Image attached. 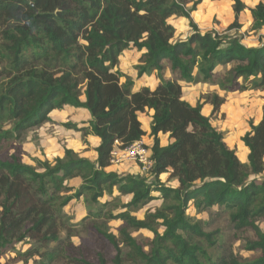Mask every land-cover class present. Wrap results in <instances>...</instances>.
Wrapping results in <instances>:
<instances>
[{"label":"trees","instance_id":"trees-1","mask_svg":"<svg viewBox=\"0 0 264 264\" xmlns=\"http://www.w3.org/2000/svg\"><path fill=\"white\" fill-rule=\"evenodd\" d=\"M201 1L0 0V124L13 122L20 135L48 122L54 110L71 105L88 109L91 119L84 126L64 125L82 132L85 140L91 134L101 139L95 161L70 148L54 162L37 159L36 166L25 163L18 149L0 158V258L28 240L33 244L22 257L39 256L38 264H264V179L251 178L264 173V107L262 119L252 122L242 137L249 148L248 162H243L211 121L224 99L215 94L212 115L207 116L202 103L184 98L181 84L205 81L238 88V78L255 76L254 87L264 89V43L248 47L237 36L197 30L191 12ZM246 8L243 0H233L230 28L242 27L238 19ZM251 11L253 29L261 28L264 0ZM173 17L189 19L196 30L173 42ZM129 48L146 50L139 76L157 71L154 87L134 90L132 79L123 81L118 65ZM228 64L233 70L217 79L218 67ZM196 69L202 79L194 75ZM147 109L154 111L150 172L155 179L107 171L116 141L126 147L145 136L138 114ZM9 133L0 129V143L10 139ZM161 133H169L173 141L162 145ZM164 173L178 186L164 184ZM76 177L83 182L75 194H68L74 189L68 182ZM115 186L133 194L129 207L147 204L154 199L153 191H160L164 205L144 220L129 211L118 214L124 220L119 237L95 225L114 250L112 256L96 249L95 259L89 260L82 247L74 246L79 250L75 255L72 244L61 237L64 207L86 192L96 202ZM191 202L218 206L236 228L252 230L254 239L247 247L260 256L251 262L228 261L224 255L211 258L199 240L214 245L215 233L192 222L187 214ZM158 220L166 227L163 233L154 228ZM144 228L156 231L149 251L130 231ZM124 247L130 250L126 253Z\"/></svg>","mask_w":264,"mask_h":264},{"label":"rangeland","instance_id":"rangeland-1","mask_svg":"<svg viewBox=\"0 0 264 264\" xmlns=\"http://www.w3.org/2000/svg\"><path fill=\"white\" fill-rule=\"evenodd\" d=\"M244 2L247 5H253L255 0H244ZM192 5L193 2L190 1L187 6L190 8ZM198 5L196 12H191L192 22L197 26V30L201 32L213 30L220 35L237 36L248 47H257L264 43V25L259 29H253L254 18L249 7L239 16L238 21L242 27L230 28L235 20L233 0H202ZM171 23L175 26L173 42L187 39L196 30L190 20L186 18H172ZM144 52V50L137 48H129L122 53L118 69L124 74L123 81L130 78L133 80L134 86L154 85L158 81L157 71H143L139 76L141 67L144 64L142 58ZM233 68V64L219 66L218 70L221 73L216 78L220 79L224 75H228ZM194 75L203 78V73L198 69H196ZM256 80L255 76H250L248 79L240 77L237 80L238 88H231L230 83L222 87L219 83L181 81L186 98L196 104L198 102L202 103L204 114H208L209 106L212 105L211 100L215 94L224 99L220 112L212 115L211 121L216 128L224 132L225 139L230 141L234 149L237 150L238 156L242 158L244 154V147L241 145L242 137L250 130L252 122L257 124L256 121L260 117L264 106V89L254 87V81ZM242 86H245V89H241ZM75 111L74 109L72 111V107L54 111L48 122L28 129L20 135H17L13 130V122L6 121L0 124L1 130L11 131V134L9 133L10 139L0 143V158H7L18 149L17 151L21 154L25 163L36 166L37 159L54 162L56 158L64 157L65 148L73 149L81 155L82 153L75 149L85 148V146L91 148L89 140L87 137L86 140L81 137L80 131L74 129V133L73 130H69L70 128L64 125L68 122L81 126L87 125L89 119L84 118L83 109ZM126 163H132L135 165L134 167H139L137 163ZM120 168L113 167V169H107V171L115 172L120 176L139 175L148 181L155 179L150 171L145 172L141 168H127L126 165L122 166V169ZM254 177L263 179L264 173L252 175L251 178ZM160 180L167 186H178L176 179H170L168 173L162 174ZM82 182V179H80V183L69 181L68 184L75 187L68 194H75ZM152 194L154 199L140 207H129L128 204L131 202L133 194H123L119 186H115L112 191L106 192L96 202L91 199L90 193L87 192L74 197L64 207L65 215L61 237L65 242L72 244L75 255L78 254L79 250L78 248L75 249L74 246L82 247V251L89 260L95 259L96 249H103L106 254L112 256L114 250L107 241L100 237L101 235L94 226L101 225L103 229H107L119 237L120 227L124 225V220L116 218L118 214L129 211L132 216L144 220L149 214L154 213L164 205L160 191H153ZM189 206L187 214L191 217L192 222L201 223L207 232L215 233L214 240L216 244L214 245L207 242L205 238L199 240L201 247L205 249L211 258L224 255L228 261L233 258L240 262H251L260 256V252L250 250L247 247L248 240L254 239L253 231L236 228L228 212L219 210L218 206L206 208L200 205L199 202H191ZM161 222L162 220H158L154 224L155 230L157 229L159 233H163L166 229ZM104 224L106 226H102ZM261 225L264 229V223ZM155 230L144 228L130 231L149 251L155 246ZM32 244L33 242L28 240L16 243L11 250L2 255L0 264H38L40 262L39 256L31 257L28 260L22 257V254ZM124 249L126 253L130 250L127 247H124ZM57 264H61L60 261Z\"/></svg>","mask_w":264,"mask_h":264},{"label":"crops","instance_id":"crops-1","mask_svg":"<svg viewBox=\"0 0 264 264\" xmlns=\"http://www.w3.org/2000/svg\"><path fill=\"white\" fill-rule=\"evenodd\" d=\"M258 1L259 0H255V2H254L253 5H247L246 4L247 5V8L249 7V9H251V7H254L258 3ZM198 6H197V8H198ZM194 11L196 12V10H194ZM194 11H192V12H194ZM244 11L240 15H242L244 13ZM234 17H235V13H234ZM173 18H185V17H173ZM170 22H171V20H170ZM144 51H146V50H144ZM158 82H159V79H158V81L154 85L144 84V85L134 86V90L139 89V88H141L143 86L154 87ZM184 98L187 101H189L190 103H192L194 105L196 104L194 101H191L188 98H186L185 94H184ZM65 107H72V111H73V109L76 110V111H78L79 109H83L82 114H83L84 118L85 119H89V120L91 119V114H90L89 110L86 109V108H83V107H74V106H71V105H66ZM57 110H54V111H57ZM212 112H213V105L209 106L208 114L206 113L205 115L211 116L212 115ZM153 113H154V111L152 109H147L146 111L139 112V114H138L139 115V119L142 122V127H143L144 131L146 132L145 136H143L142 139L148 144L149 147H151L152 144H153V137L150 136V133H151V125H152V120H153V118H152ZM262 114H263V109H262L261 114H260V117L257 119L256 123H258L262 119ZM89 120H87L88 121L87 122V125L89 124ZM69 130H73L74 131V129H69ZM75 131H77V130H75ZM75 131H74V133H75ZM80 133H81V137H83L82 132H80ZM87 139L90 142L91 148H88V146H85V148H78V149H75V150L80 151L82 153L81 156L86 157V158H89L92 161H95L96 158H97L96 147L100 144L101 139L98 136L94 135V134L88 135L87 136ZM160 139H161V144L162 145H168L169 143H171L173 141V139L170 138L169 133H161L160 134ZM225 141L227 142V144L231 148H234L231 145L230 141H227L226 139H225ZM241 145H243L242 147H244V150H243V153L244 154H243V158L240 157V156H239V158L243 162H248L249 148L245 146V144L243 143V141H242V144ZM64 153H65V149H64ZM60 157H63V156H60ZM125 165L127 166V168L128 167H132L134 169L135 168L140 169V167H137V166L134 167L135 166L134 164H132V163H128L127 164L126 162L125 163H122V164H111V166H109L107 169L110 170V169H113V167H115V168L121 167L120 169H122V166H125ZM135 171L138 172L139 170H135ZM80 179H81L80 177H76V178L71 179L70 181H77L78 183H80ZM73 187H75V186H73Z\"/></svg>","mask_w":264,"mask_h":264},{"label":"built area","instance_id":"built-area-1","mask_svg":"<svg viewBox=\"0 0 264 264\" xmlns=\"http://www.w3.org/2000/svg\"><path fill=\"white\" fill-rule=\"evenodd\" d=\"M111 153L112 164H122L125 162L137 163L141 170L148 172L153 166L151 149L143 140H137L132 144L121 147L119 141Z\"/></svg>","mask_w":264,"mask_h":264}]
</instances>
